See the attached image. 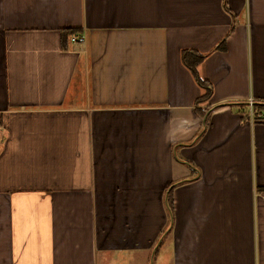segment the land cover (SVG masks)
<instances>
[{
  "label": "crops",
  "instance_id": "0c3cea01",
  "mask_svg": "<svg viewBox=\"0 0 264 264\" xmlns=\"http://www.w3.org/2000/svg\"><path fill=\"white\" fill-rule=\"evenodd\" d=\"M0 264H264V0H0Z\"/></svg>",
  "mask_w": 264,
  "mask_h": 264
},
{
  "label": "trees",
  "instance_id": "16d2710c",
  "mask_svg": "<svg viewBox=\"0 0 264 264\" xmlns=\"http://www.w3.org/2000/svg\"><path fill=\"white\" fill-rule=\"evenodd\" d=\"M67 35V34H65ZM224 46V42L219 46V48H223ZM205 59V56L197 53V52H192V51H184L182 53V62L185 65V67H187L190 72L192 73L194 79L196 80V82L198 83V85L205 90V94L202 95L201 97H199L196 101L197 106L205 103L207 101H209L212 97L213 94V88L212 85L210 83H208L205 80H202L199 76L198 73V67L199 65L203 62V60ZM254 108L256 109V106H254ZM199 111V110H198ZM206 110H203L201 115L204 116Z\"/></svg>",
  "mask_w": 264,
  "mask_h": 264
},
{
  "label": "built area",
  "instance_id": "2783aa9c",
  "mask_svg": "<svg viewBox=\"0 0 264 264\" xmlns=\"http://www.w3.org/2000/svg\"><path fill=\"white\" fill-rule=\"evenodd\" d=\"M71 41L74 43H84L85 39L83 37L78 36V35H74L71 37Z\"/></svg>",
  "mask_w": 264,
  "mask_h": 264
},
{
  "label": "rangeland",
  "instance_id": "374dc122",
  "mask_svg": "<svg viewBox=\"0 0 264 264\" xmlns=\"http://www.w3.org/2000/svg\"><path fill=\"white\" fill-rule=\"evenodd\" d=\"M254 111H256V109ZM169 227H170V225H169ZM164 248H168L169 249L170 248L169 243H167V245Z\"/></svg>",
  "mask_w": 264,
  "mask_h": 264
}]
</instances>
